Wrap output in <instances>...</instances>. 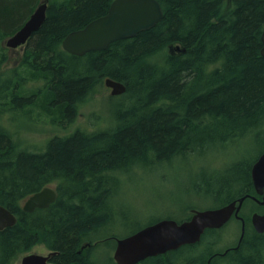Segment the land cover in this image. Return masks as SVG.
I'll list each match as a JSON object with an SVG mask.
<instances>
[{"label": "trees", "instance_id": "16d2710c", "mask_svg": "<svg viewBox=\"0 0 264 264\" xmlns=\"http://www.w3.org/2000/svg\"><path fill=\"white\" fill-rule=\"evenodd\" d=\"M40 1L0 0V204L18 219L0 231V264H15L39 244L55 252L54 264H104L102 245L107 264H117L107 249L118 235L103 231L119 222L115 199L127 173L264 134V0H158L164 16L153 29L81 57L63 49L64 39L106 15L114 0H50L20 64L4 70L13 51L5 41ZM108 78L126 86L112 96L119 101L109 128L56 135L41 150L24 146L28 126L15 123L31 120L32 109L66 129ZM31 82L42 85L27 94ZM256 160L233 166L230 176L204 175L195 191L220 202L211 208L258 196ZM53 185V204L24 211L26 199ZM248 202L252 211L264 209L249 197L243 208ZM244 219L245 236L234 250L214 251L206 241L224 227L209 229L199 243L145 264H264V234Z\"/></svg>", "mask_w": 264, "mask_h": 264}, {"label": "rangeland", "instance_id": "374dc122", "mask_svg": "<svg viewBox=\"0 0 264 264\" xmlns=\"http://www.w3.org/2000/svg\"><path fill=\"white\" fill-rule=\"evenodd\" d=\"M23 49L17 48L11 52L10 61L4 70L20 64ZM40 85L42 83H29L25 93H33ZM110 93L111 90L103 86L95 97L80 107L75 122L66 129L53 125L51 118L45 115L39 119V112L32 109L31 120L23 119L15 123L19 127L28 126L22 140L24 146L32 150H41L47 140L56 135H69L77 129L92 132L109 128L113 123L119 101L117 98L113 99ZM11 122L9 118V123ZM263 152L264 134L260 136L253 134L246 140L216 145L189 159L181 158L172 163L146 166L139 171L127 173L123 177L120 191L115 199L119 222L110 230H104V235L114 233L118 235L117 238L127 237L152 222L167 218L182 221L187 218L191 209L204 210L219 205L218 200L204 196L202 193L197 194L194 185L200 182L204 175L230 176L228 170L233 166H250ZM53 187L55 188L54 185ZM237 191H233L232 195ZM253 209H255L254 204L248 202L242 209L241 215L252 220L255 211L260 214L264 212V209L252 211ZM240 235L241 224L238 220L232 219L222 230L210 235L206 242L214 243L213 247L211 246L214 251H224L235 246ZM115 249L116 247L108 246L110 256L113 257ZM49 253L50 251L43 244H39L22 255L15 264H21L22 259L29 254L48 256ZM98 254L104 264H107L104 245L99 248Z\"/></svg>", "mask_w": 264, "mask_h": 264}, {"label": "water", "instance_id": "95a60500", "mask_svg": "<svg viewBox=\"0 0 264 264\" xmlns=\"http://www.w3.org/2000/svg\"><path fill=\"white\" fill-rule=\"evenodd\" d=\"M50 0H42L35 12L24 26L5 41L9 49L24 47L32 35L38 31L46 20ZM164 12L158 0H114L106 15L90 22L83 29L71 32L63 41V49L74 56L103 51L115 42L131 39L138 34L153 29L163 19ZM264 57V30L261 36ZM171 51L182 49L171 46ZM184 51V50H182ZM105 86L111 90V96H121L126 86L119 81L106 79ZM254 189L258 195L264 194V153L251 168ZM54 187H46L30 196L23 209L32 213L36 209H46L57 200ZM251 197L263 205L255 196H243L229 204L213 209L193 210L190 219L178 222L173 219H162L145 226L124 238L117 239L113 258L117 264H138L149 258L165 255L187 245L199 243L209 229H221L233 217L242 222V233L239 246L244 239L246 223L240 215L245 200ZM18 219L8 208L0 204V231L16 225ZM252 224L259 234H264V214L254 213ZM237 248V247H236ZM29 254L21 264H54L52 255Z\"/></svg>", "mask_w": 264, "mask_h": 264}, {"label": "flooded vegetation", "instance_id": "af4514ba", "mask_svg": "<svg viewBox=\"0 0 264 264\" xmlns=\"http://www.w3.org/2000/svg\"><path fill=\"white\" fill-rule=\"evenodd\" d=\"M263 154V153H262ZM261 154V155H262ZM260 155V156H261ZM259 156V157H260ZM255 197H257V199L259 200V201H263L264 200V194L263 195H258V196H255ZM250 199H252L251 197H250ZM252 201H254V202H256V203H258L256 200H254V199H252ZM259 204V203H258ZM259 205H261V204H259ZM261 206H263V208H264V204L263 205H261ZM192 211L193 210H191V216L193 215V213H192ZM262 214H264V212L262 213ZM243 217V216H242ZM191 217H189L188 219H190ZM244 218V217H243ZM240 221V220H239ZM241 222V221H240ZM240 237H241V235H240ZM239 240H240V238H239ZM239 240H238V242H237V244L235 245V246H232V247H229V248H227L226 249V251L224 252V253H226V252H228V251H230V250H234V249H236V246H239ZM242 243V242H241ZM218 255H221V253H217ZM51 261V260H50ZM145 261H147V260H145ZM145 261H143V262H140V263H138V264H145ZM53 263V262H52Z\"/></svg>", "mask_w": 264, "mask_h": 264}]
</instances>
